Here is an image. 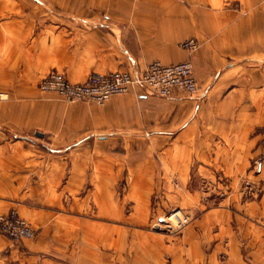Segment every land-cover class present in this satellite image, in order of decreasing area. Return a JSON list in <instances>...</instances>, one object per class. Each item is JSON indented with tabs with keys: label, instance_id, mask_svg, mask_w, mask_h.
<instances>
[{
	"label": "crops",
	"instance_id": "1",
	"mask_svg": "<svg viewBox=\"0 0 264 264\" xmlns=\"http://www.w3.org/2000/svg\"><path fill=\"white\" fill-rule=\"evenodd\" d=\"M187 38L198 45L181 47ZM185 59L192 62L195 96L149 95L133 84L96 104L64 102L38 88L54 69L78 82L91 72ZM263 62L264 0H0V214L17 205L35 234L15 241L0 232V264H70L65 157L71 148L101 163L110 141L135 132L161 136V144L172 138L181 151L254 144L258 120L225 118L221 107L261 99ZM241 207L236 226L213 217L233 219L231 213L207 208L174 239L131 228L126 262L264 264V190ZM115 241L117 235L109 238ZM112 252L100 264H117Z\"/></svg>",
	"mask_w": 264,
	"mask_h": 264
},
{
	"label": "rangeland",
	"instance_id": "2",
	"mask_svg": "<svg viewBox=\"0 0 264 264\" xmlns=\"http://www.w3.org/2000/svg\"><path fill=\"white\" fill-rule=\"evenodd\" d=\"M261 66V99L225 102L221 107L225 118L237 114L258 120L251 131L256 138L249 147L241 144L244 149L240 150L181 151L174 149L172 138L161 144V136L135 132L128 135L127 140L122 141L123 136H118L110 141L100 154L101 163H94L92 158L88 162L79 158L81 151L68 150L65 157V224L68 226L65 239L70 264H100L110 258L112 251H115L112 254H116L117 264H128L126 257L130 255L131 246L126 238L131 228L170 234L168 238L174 239L188 225L201 221L199 218L207 208L217 207L233 215L230 219L224 213L216 214L213 216L216 223L225 219L237 225L236 216L241 213V205L256 199L264 190V169L261 172L253 169L260 143L258 133L264 125V62ZM246 76L250 74L246 72ZM252 89L245 87L247 91ZM42 92L66 101L55 92ZM3 97L4 93L0 92V99ZM180 159L181 165L175 166L173 162ZM11 207L18 210L17 205ZM175 210L188 213L190 217L179 231L170 230L160 220ZM113 235H117V241L111 243L109 238ZM22 240L25 239L15 241ZM224 254L221 252L220 257Z\"/></svg>",
	"mask_w": 264,
	"mask_h": 264
},
{
	"label": "built area",
	"instance_id": "3",
	"mask_svg": "<svg viewBox=\"0 0 264 264\" xmlns=\"http://www.w3.org/2000/svg\"><path fill=\"white\" fill-rule=\"evenodd\" d=\"M179 44L192 50L198 45V40L187 38ZM133 84H138L146 94L161 97H170L175 91H181L188 96H195L198 92L190 59L168 64L153 60L143 70L91 72L84 80L78 82L69 80L64 72L54 69L39 80L38 87L42 91L55 92L66 101L92 100L101 104L113 94L126 92ZM258 134L260 143L253 169L261 172L264 169V125L260 127ZM160 220L170 230L179 231L189 222L190 217L188 213L175 210ZM0 232L13 240L34 237L31 223L15 207L0 214Z\"/></svg>",
	"mask_w": 264,
	"mask_h": 264
}]
</instances>
